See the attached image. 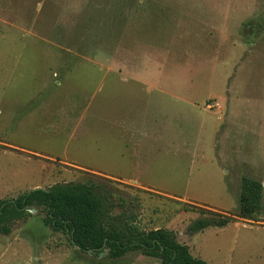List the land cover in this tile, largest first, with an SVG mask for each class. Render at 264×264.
Listing matches in <instances>:
<instances>
[{
    "label": "rangeland",
    "instance_id": "rangeland-1",
    "mask_svg": "<svg viewBox=\"0 0 264 264\" xmlns=\"http://www.w3.org/2000/svg\"><path fill=\"white\" fill-rule=\"evenodd\" d=\"M244 178L256 221L189 235L199 209L237 212ZM90 182L207 264H264V0H0V199ZM27 213L0 264H161Z\"/></svg>",
    "mask_w": 264,
    "mask_h": 264
},
{
    "label": "trees",
    "instance_id": "trees-1",
    "mask_svg": "<svg viewBox=\"0 0 264 264\" xmlns=\"http://www.w3.org/2000/svg\"><path fill=\"white\" fill-rule=\"evenodd\" d=\"M263 187L250 178L241 181L238 210L235 214L199 209L200 217L186 229L189 235L208 228H224L236 218L254 220L260 211ZM110 189L100 183H60L35 188L15 199H0V234L11 233L15 222L29 216L27 209L40 208L43 223L55 232L69 235L71 244L83 253L100 256L108 251L111 259L140 251L161 264H207L191 255L174 233L166 229L144 231L133 217L114 214ZM124 207L123 205H120Z\"/></svg>",
    "mask_w": 264,
    "mask_h": 264
},
{
    "label": "water",
    "instance_id": "water-1",
    "mask_svg": "<svg viewBox=\"0 0 264 264\" xmlns=\"http://www.w3.org/2000/svg\"><path fill=\"white\" fill-rule=\"evenodd\" d=\"M173 239H175V235H173ZM103 254V252L102 253H100V255H102Z\"/></svg>",
    "mask_w": 264,
    "mask_h": 264
}]
</instances>
